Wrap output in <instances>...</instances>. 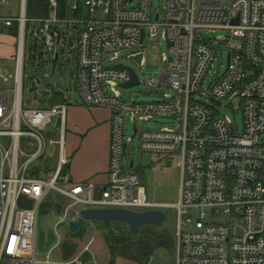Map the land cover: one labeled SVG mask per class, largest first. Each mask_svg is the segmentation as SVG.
<instances>
[{
  "label": "built area",
  "instance_id": "obj_1",
  "mask_svg": "<svg viewBox=\"0 0 264 264\" xmlns=\"http://www.w3.org/2000/svg\"><path fill=\"white\" fill-rule=\"evenodd\" d=\"M26 4L20 0L18 18L0 17V31L16 26L17 40L13 74L0 70V79L12 86L10 90L0 85V264H37L38 210L52 191L67 198L59 225L76 223L82 209L164 212L172 207L178 217L175 264H264V0H167L164 18L154 12L152 0H67L65 17L60 16L58 0H49L50 15L33 20L37 40L56 59V40L74 29L75 92L83 106L112 114L108 178L98 192L92 182L70 184L62 174L68 161L67 103L47 109L23 106ZM202 30L226 31L240 43V50L228 55L225 72L205 91L201 87L215 51L197 36ZM161 37L167 44L165 69L144 82L171 94L148 103L123 99L120 86L131 77L114 68L119 52L143 53L144 66L146 54L134 50L146 39ZM223 99L232 102L224 110ZM234 100L242 102L241 131L227 117L228 109L234 111ZM155 118L178 123L160 130L140 127ZM58 119L55 130L60 137L47 144L57 146L59 162L49 175L37 163L47 148L43 132ZM127 120L137 128L140 151L151 157V171L162 159L172 166L167 156L179 158L176 204L149 200L140 189L141 174L126 158L133 141L125 137ZM83 249L90 251L88 245ZM49 256L44 264H54ZM62 264L82 262L78 255Z\"/></svg>",
  "mask_w": 264,
  "mask_h": 264
},
{
  "label": "rangeland",
  "instance_id": "obj_2",
  "mask_svg": "<svg viewBox=\"0 0 264 264\" xmlns=\"http://www.w3.org/2000/svg\"><path fill=\"white\" fill-rule=\"evenodd\" d=\"M28 1V0H27ZM152 7L154 12H161L162 18L165 17L167 0H152ZM27 8V4H26ZM49 8V1H48ZM20 0H7L0 3V17L2 18H18L20 16ZM27 21L26 33V47H25V64L23 75V93L22 100L25 109H47L58 104L62 101V96H41L38 92H30L31 83L37 85L38 91L42 89L57 91L61 90L64 93H72L76 91L75 84V65L76 54L75 47L72 42L74 41L75 32L73 29L65 31L66 41L65 45L56 40L55 53L59 55L54 58L52 51L44 48L40 41H38V25L34 19L38 17H29ZM16 26L9 30L0 31V70L8 71L10 75L13 74L14 60L12 54L14 52L13 38L16 37ZM197 36L204 39L215 51V59L212 66L207 72L204 83L201 87L202 91L208 90L215 81H217L227 68V57L234 50L239 49V40H231V36L226 31H215L214 33L207 30L200 31ZM227 42L230 45H227ZM134 51H141L146 54V64L139 67L133 61L131 62L128 57L133 53V50H122L119 53V64L134 68L138 79L143 82L141 85L134 86L130 89L120 88L122 98L137 103L143 102H157L162 99L160 94L170 93L167 88L161 90L148 88L145 79L148 75L157 77L165 69V64L162 57L167 53V44L163 38L154 40L146 39L143 46ZM111 56H107L109 59ZM0 85L6 89H12L11 83L5 85L0 79ZM12 93L10 92V100ZM72 100V99H66ZM204 100V99H203ZM204 102H206L204 100ZM209 103V101L207 102ZM232 103L229 99L221 101L222 110L225 106ZM233 110L228 109L227 117L232 121L237 130L242 129L243 110L242 102L238 100L233 101ZM178 122L169 119L155 118L148 123L140 124L150 130H160L163 127H173ZM125 137L131 138L133 133L132 123L127 120L125 123ZM46 138L47 148L44 156L39 159L37 168L41 170H48L51 175L54 167L57 164V146H49L47 141L58 140L59 130H53L49 126L43 132ZM138 137H134L133 141L128 145L126 151V158L128 162L131 160L134 163V170L141 174L140 189L145 192L149 200L164 203L176 204L178 200L180 170L178 167L179 158L174 156H167L172 159L173 165L166 166L164 159L155 164L156 169L151 171L150 167L153 165L151 157L144 155L139 149ZM264 169V167H263ZM264 173V171H263ZM67 202V198L61 193L50 192L40 204L37 216V231H36V262L37 264H44L47 260V255L50 254L49 259L54 264H62L66 261L80 256L82 264H175V240L176 228L178 225L177 211L175 208L167 207L164 209L166 214V222L160 226H143L136 233L140 238V244L144 246V242L154 246L158 242V247L152 249V254L145 260L134 263L125 258H113L104 246L106 233L110 230L105 229L103 224L96 221L86 222L76 232H70L68 223H61L59 225V218ZM111 229L117 234H129L128 226L124 223H113ZM89 246L90 251L83 253V248ZM138 249V248H137Z\"/></svg>",
  "mask_w": 264,
  "mask_h": 264
},
{
  "label": "crops",
  "instance_id": "obj_3",
  "mask_svg": "<svg viewBox=\"0 0 264 264\" xmlns=\"http://www.w3.org/2000/svg\"><path fill=\"white\" fill-rule=\"evenodd\" d=\"M65 36L68 35L63 33L61 40L58 42L65 45ZM73 39L72 44H74L76 52V39L75 37ZM13 40L14 52L12 57L14 56L17 42L15 37ZM61 103H67L68 105V115L64 126V156L68 161L63 167L65 175L69 178L68 183L92 182L98 192L101 187L105 186L108 178L110 121L112 114L106 109L87 108L78 105L74 99L70 101L65 99V101H60L58 104ZM55 128L56 125L53 126V130ZM56 153L58 164V150Z\"/></svg>",
  "mask_w": 264,
  "mask_h": 264
},
{
  "label": "water",
  "instance_id": "obj_4",
  "mask_svg": "<svg viewBox=\"0 0 264 264\" xmlns=\"http://www.w3.org/2000/svg\"><path fill=\"white\" fill-rule=\"evenodd\" d=\"M237 20L234 22L237 24ZM142 40L144 39V34H141ZM128 59L139 67H142L145 61V57L143 53H139L136 55H131ZM114 68L127 71L130 74L131 80L127 84H123L120 87L122 89H130L134 86L140 85L138 81L137 74L134 68L125 66L123 64H117ZM30 92H38L41 96H51V95H63L66 99H74L78 105L83 106V102L80 99L79 95L76 92L72 93H64L61 90L57 91H50L46 89H42L38 91L37 86L35 83H31ZM60 126V119L56 122V129ZM134 128V134L132 138L134 139L137 128ZM171 164L168 163L167 167H170ZM166 214L160 210H151L146 212H139V211H131L127 209H113V208H106V209H97V208H90V209H82L80 211V218L76 223H69L68 229L70 232H76L79 230L86 222L96 221L103 224L104 228L109 229L111 228L113 223H124L128 226L129 232L133 235H136L137 232L143 226H160L166 222Z\"/></svg>",
  "mask_w": 264,
  "mask_h": 264
},
{
  "label": "trees",
  "instance_id": "obj_5",
  "mask_svg": "<svg viewBox=\"0 0 264 264\" xmlns=\"http://www.w3.org/2000/svg\"><path fill=\"white\" fill-rule=\"evenodd\" d=\"M48 1L49 0H28L26 8L27 16L38 18L48 17L51 13V10L48 8ZM58 9L60 16L65 17L68 10L67 0H58ZM62 101H65V99L62 98ZM62 174L65 175L64 168H62ZM106 234L104 246L113 258L123 257L129 261L137 263L147 259L152 254V249L158 247V242H156L154 246L144 242V246H142V244H140V238L137 236H132V233L130 234V232L127 235H120L114 233L110 228Z\"/></svg>",
  "mask_w": 264,
  "mask_h": 264
}]
</instances>
